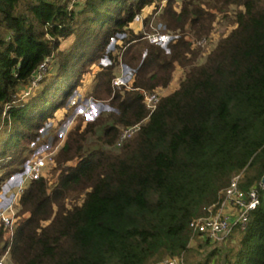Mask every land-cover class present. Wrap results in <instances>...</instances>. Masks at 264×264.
I'll return each mask as SVG.
<instances>
[{"label": "trees", "instance_id": "16d2710c", "mask_svg": "<svg viewBox=\"0 0 264 264\" xmlns=\"http://www.w3.org/2000/svg\"><path fill=\"white\" fill-rule=\"evenodd\" d=\"M172 2L86 0L68 11L66 1L0 0V186L23 172L26 146L37 142L84 75L92 73L96 83L92 98L112 109L66 134L54 157L59 174L51 194L40 179L15 196V217L23 219L16 218L6 243L0 225V252L5 243L11 264H157L193 250L207 259L218 255L217 264H264L262 198L244 230L222 243L189 246L190 222L219 207L218 193L232 177L241 174L240 188L247 190L264 173V0H208L220 12L243 11L236 28L198 63L199 50L190 49L184 29L208 36L213 13L198 0H183L180 10ZM137 14L142 24H132ZM154 16L166 33H181L166 45L168 53L143 38ZM118 35L120 43L107 51ZM46 58L56 60L55 74L20 101L18 93ZM104 58L108 65L100 64ZM120 64L133 72L130 90L112 87ZM176 65L186 70L182 81L148 116L140 90L169 86ZM136 124L117 153L102 149L115 144L118 126ZM89 137L95 144H87ZM68 192L83 197L67 207ZM41 222L48 224L38 228Z\"/></svg>", "mask_w": 264, "mask_h": 264}, {"label": "rangeland", "instance_id": "374dc122", "mask_svg": "<svg viewBox=\"0 0 264 264\" xmlns=\"http://www.w3.org/2000/svg\"><path fill=\"white\" fill-rule=\"evenodd\" d=\"M56 1H59V3L65 2V0L64 1L63 0H56ZM182 1L183 0H173L172 7H174L176 10H180V7L182 5ZM198 1H199V4L202 5L204 9L211 11V13H213L214 18H213V21L211 23L212 29H211V32L208 36L197 37V36L189 33V28L184 29L185 30L184 34L187 36V41L190 42V44H189L190 49L199 50L198 51L199 54L197 57V63L202 62L206 58V56L216 47L217 43L222 38L226 37L232 30H234L236 28L237 13L243 11L241 8H238L236 6H230V7L226 8L220 12V11L216 10V8L213 6L212 2H208V0H198ZM85 2H86V0H79L78 2H76L77 4L74 5L75 7H73L72 10H74V11L80 10L83 7ZM164 5L165 4L162 2L159 9L157 10L159 14L162 12ZM154 7H156V6H154ZM156 14H157V12H156ZM155 16L151 18L150 24L147 25L146 29H143L142 32H144L146 34H151L154 31L160 37L167 35V36H170L171 39L175 35L181 34L180 32H177L176 34H174V33L168 34L165 31H163L162 28H159L158 26L155 25V21H156ZM201 38L206 39V45L204 48H200V46H197V45H192L191 42L197 41ZM70 39L72 40L73 37H71ZM71 40L70 41L68 40V41L61 43V46L59 49L66 50V47L69 46V44L71 43ZM115 43H120V40H117L116 42L114 40H112L110 45L107 48V51L113 49V46ZM161 43H163V42H161ZM159 46H161V45H159ZM163 46H161V47L165 50L166 53H168V49L166 47H163ZM100 64L103 66L108 65L109 60L107 58H104L101 60ZM56 69H57L56 60L50 58L49 66H47V72L45 74H42L41 82L39 83L38 86L37 85L34 86L30 92L31 93L32 92H38L39 90H41L42 81L43 80L49 81L51 79V77L55 74ZM185 71L186 70L185 69L183 70L180 66H178V65L175 66V70H174V73L172 76V81L169 84V86H167L164 89L156 90V92L158 93L160 98L171 94L172 92H174L178 88L180 81H182V79H183ZM92 72H94V70H92ZM131 72H132V70H131ZM91 74L92 73H90L88 75H84L85 77L82 78V82L85 79L84 83H82V82L79 83L77 89L66 100V103L61 108V110H58L55 113L54 117L52 119H50L48 122H46L45 126L39 130L40 137L38 140H36L37 142L31 143L30 145L26 146V150L24 151V153H25V155H27V159L25 160V162L22 165L23 172L16 173V174L12 175L10 178L5 180L3 182V184L0 186V212L5 207H7L11 202H13L14 197L19 192V187H20V184L22 182V179L26 175V173H25L26 167L32 159H35V158L40 157L42 155H46V156L51 155L50 156L52 158L51 162H54L55 154L63 146L66 134L77 124V122L82 121L83 123H86L89 121H93L99 115L102 117H106L108 115V113L110 111H112V109L110 107H108L106 104L95 101L92 98L91 93H92L96 83H95V81L93 82V80L90 81L89 77H92ZM124 74L125 75L119 74L120 76L117 75L116 77L124 78V76L128 77V76L132 75L129 72H125ZM124 84H126V83H124ZM27 90L29 92V88L23 87L21 89V92L18 93L20 99L25 98L23 96V94ZM117 90H120V89H117ZM24 100L25 99L20 100V101H24ZM118 127H119L120 131L123 130V128L121 126H118ZM1 130H2V125H0V133H1ZM100 135H101V133H100V131H98L97 136H100ZM4 137L5 136L0 137V143L4 140ZM94 141H95V137H89L87 144L88 145L95 144ZM119 148L120 147L116 146V144H114L113 146H110V147H107V146L102 147V149H104L106 151H111V153H117L119 151ZM53 164H54V166L51 167V163H49L48 171L46 174L47 186L49 185L48 186V188H49L48 193H50V194L52 193L53 189H55L54 185L57 184V179H58L57 177L59 174V169L57 168V170H56V168H54L55 163H53ZM72 164H73V162H68L65 164V166L72 165ZM27 184H28V181L25 182L24 186H26ZM82 197H83V193L79 194L76 192H73V193L68 192L67 195H65L64 204L67 207H69V206H71L72 203L80 202ZM16 218H17V222H20L23 219V217L21 215H19L20 219L17 216H16ZM47 224H48V222H41L38 225V228L44 227ZM3 242H4V240H3ZM226 243H227L226 247L228 248L230 246H233L235 242L231 240V241L226 242ZM205 244H206V242H203V241L197 239L196 244H194L193 247H197L198 245L203 246ZM209 245L210 244H208V246Z\"/></svg>", "mask_w": 264, "mask_h": 264}, {"label": "built area", "instance_id": "2783aa9c", "mask_svg": "<svg viewBox=\"0 0 264 264\" xmlns=\"http://www.w3.org/2000/svg\"><path fill=\"white\" fill-rule=\"evenodd\" d=\"M64 1V0H63ZM66 9L71 11L74 5L77 4L79 0H65ZM143 16L137 14L134 16L132 24H142ZM123 35H118L117 39L120 40ZM173 37V36H172ZM178 35H175L172 39H176ZM143 38L148 41L151 45H161L166 47L171 39L170 36L164 35L160 37L156 32L153 31L151 34H143ZM165 38V39H164ZM163 42V43H161ZM192 45L200 46L204 48L206 45V39L201 38L197 41L191 42ZM163 44V45H162ZM50 58H46L45 61L39 66L35 75L31 78L30 83L26 88L23 96L29 97L31 95V90L34 86H38L42 80V74L47 72V66H49ZM124 86L127 90H130V84L122 81L121 77H115L112 80V87L119 89ZM21 92V91H20ZM140 94L143 99V104L148 111V116H150L156 109L159 103L160 97L156 91H146L140 90ZM22 97V96H21ZM74 102V101H73ZM139 124L127 127L123 129L118 136L116 141V146L121 147V145L128 139H130L133 134L138 131ZM51 155H42L35 159H32L26 167V175L22 179L19 187V192L21 193L25 182L37 181L40 179H46V174L48 171V165L51 163V167L54 166ZM241 174L232 177L228 185L218 193L220 199V205L215 209L214 206H210L206 209L207 215L196 219H193L189 228L192 232V239H199L203 242L209 241L214 243H222L227 240L230 235L235 230H244L249 221V215L254 212L261 204V198L263 199L261 193L262 186L259 182L258 185L252 186L247 190H242L240 188ZM15 198V197H14ZM14 201V200H13ZM16 212L17 209L14 207L13 202H11L7 207H5L0 212V225L3 226L5 230L4 242L11 240L15 226H16ZM3 243L2 251L0 252V264H11L9 260V250L7 246ZM157 264H182V259L167 258Z\"/></svg>", "mask_w": 264, "mask_h": 264}, {"label": "crops", "instance_id": "0c3cea01", "mask_svg": "<svg viewBox=\"0 0 264 264\" xmlns=\"http://www.w3.org/2000/svg\"><path fill=\"white\" fill-rule=\"evenodd\" d=\"M135 31H142V27L140 25H136L135 26ZM67 48L68 47H66V49ZM93 70L95 72L96 68H94ZM125 72H129V73L133 74V72H131V70L128 67L120 64L115 69V76H117L119 74L120 75H125L124 74ZM124 78H122V81L124 83L131 84L133 75L128 76V77L124 76ZM89 79H90V81L93 80L92 77H89ZM84 80H83L82 83H84ZM93 82H94V80H93ZM196 241H197V239L191 240L189 246L193 247V245L196 244ZM193 248H196V247H193ZM218 258H219V256L215 255V256L207 259L203 250H193L191 254H189L187 257L182 259V264H217Z\"/></svg>", "mask_w": 264, "mask_h": 264}, {"label": "water", "instance_id": "95a60500", "mask_svg": "<svg viewBox=\"0 0 264 264\" xmlns=\"http://www.w3.org/2000/svg\"><path fill=\"white\" fill-rule=\"evenodd\" d=\"M260 184L262 186V193H263L262 197H263V203H264V173L261 177Z\"/></svg>", "mask_w": 264, "mask_h": 264}]
</instances>
